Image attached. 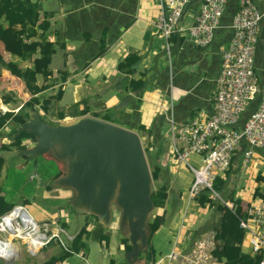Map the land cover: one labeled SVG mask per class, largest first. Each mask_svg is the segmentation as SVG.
Returning <instances> with one entry per match:
<instances>
[{
    "label": "crops",
    "instance_id": "crops-1",
    "mask_svg": "<svg viewBox=\"0 0 264 264\" xmlns=\"http://www.w3.org/2000/svg\"><path fill=\"white\" fill-rule=\"evenodd\" d=\"M24 1L38 4V23L44 20L46 14L49 15L50 22L45 32L43 49L40 48L37 54L42 58L45 70L50 72V77H38L37 85L46 86L47 89L36 95V98L52 99L59 91L61 92V99L53 101L50 105V113H44L40 107H36L35 111L40 112L42 119L47 118L54 125L56 122H75L83 117L79 116L78 112L86 107L89 111L84 116H91L138 134L141 142L149 143L151 151L156 152L154 163L159 164L161 168L160 185L166 187L164 208L154 209L153 206L149 216L150 223L152 216L164 214L161 226L157 228L149 226V234L150 230L152 231L151 239L155 237L157 230L166 227L165 231L167 229L174 232L175 239L180 240L179 236L184 226V237L180 241L183 245L191 244L190 240H184L188 235L192 241L209 240L213 243L210 255L220 264H224V261L213 255L217 246L215 232L219 229L222 208L219 205L212 209L201 207L195 198L193 201L197 207L202 211H208L210 215L196 233L189 231L190 227L185 222L189 213H194V209L184 207V203L190 200L188 194L194 181V173L187 164L177 160V154L188 144V131L193 127V122L204 121L212 113L221 52L227 48L231 38V30L228 27L232 15L230 20L222 19V28L216 31L213 42L207 47L195 45L184 33L170 35L169 62L165 55L166 40L153 26L159 13L158 0ZM238 1L227 0V7L233 6L235 11ZM252 1L257 8L264 9V0ZM199 3V0L190 1L184 9L179 27H188L193 23L199 10ZM261 27L260 49L264 47V19ZM16 28L19 29V25ZM39 37L40 31L34 40H39ZM0 53L5 60L11 59L2 44ZM121 63L124 67L122 71ZM20 66H30V63H22ZM66 91L71 100L70 104L58 106L63 101ZM10 92L15 94L17 102L5 104L1 101L8 109L6 113H11L12 116L21 114L27 119L34 109L28 112L23 111L22 107L31 96L24 93V85L19 79L1 68L0 95ZM258 101V98L253 100L246 108L240 117L238 128H241L251 116ZM73 104L79 105L77 108H71ZM107 118H118L122 125L113 119L106 121ZM14 128L19 130L20 124H14L12 118L5 119L4 114L0 112L1 160L4 152L19 151L22 157V153L32 146L27 139L21 142V145L25 146L24 151L10 148ZM140 128H145L146 133L140 131ZM147 131L150 135H147ZM17 133L14 136H18ZM7 145H10L9 149L1 151V147ZM246 150L247 144L241 141L234 151L230 166L216 176L224 179L227 173L226 182L218 192L221 199L225 200L223 203L229 204L226 208L243 220H247L248 208L259 202L264 203V180L260 174L250 173L249 169L253 167L252 160L249 168L243 166V152ZM253 151L264 157V152L257 149ZM204 155L190 154L187 161L192 168L199 169ZM58 164L57 173H64L63 165L59 162ZM154 188L152 181L151 192ZM53 192L63 194L59 187L53 189ZM72 197L73 192L71 196L69 195L68 202ZM77 214L83 220L82 225L89 222L90 238L98 240L102 249L110 245L114 236L116 253H124V245H121L120 241L126 238L125 235L119 236L115 230H104L107 228H103L97 220L87 217L83 212L77 211ZM179 214L180 220L177 221ZM58 227L61 228L60 225ZM239 229L243 231L242 254L255 256L251 252L246 232ZM101 234L109 237L107 243L100 240ZM73 237H69V240ZM172 242L169 241V248ZM46 252H49L47 258L57 253L50 250ZM156 253L157 258L153 264L164 257L157 250ZM119 263L111 261V264Z\"/></svg>",
    "mask_w": 264,
    "mask_h": 264
},
{
    "label": "built area",
    "instance_id": "built-area-1",
    "mask_svg": "<svg viewBox=\"0 0 264 264\" xmlns=\"http://www.w3.org/2000/svg\"><path fill=\"white\" fill-rule=\"evenodd\" d=\"M190 1L158 0L159 13L153 26L166 40L165 55L169 62L170 35L184 33L195 45L207 47L213 42L216 31L222 28L221 20L227 8V0H201L193 23L188 27H179L184 9ZM263 19L264 9L257 8L252 0L238 1L237 9L228 27L231 30V38L227 48L221 52L212 113L204 121L193 122V127L188 131V144L177 154V160L187 164L194 173V181L188 194L190 200H194L204 190L211 192L213 198H219L212 189L213 180L218 173L230 166L234 151L241 141L247 144V150L243 152L245 168L251 165L254 149L264 152V77L263 92L257 109L241 128H237L241 115L259 91L256 68L259 56L261 62L264 60V47L260 49ZM0 101H2L1 97ZM15 111L17 110H12ZM0 112L5 114L8 109L0 108ZM203 153L205 155L202 166L199 169L192 168L187 161L189 155ZM35 178L34 174L30 180ZM262 179L264 180V174ZM224 204L229 206L228 203ZM16 209L24 211L33 220L21 206H15L9 213ZM17 220L22 224L20 217ZM34 223L36 224L35 221ZM36 226L42 238L36 250L27 248L30 255H37L51 241L56 240L62 244L61 229L50 232L48 228L42 230L37 224ZM239 228L246 232L252 254H264V203L259 202L248 208L247 220L240 218ZM184 240H190L191 244L183 245L180 240L174 239L169 253L155 264H220L210 255L213 249L211 241H192L189 235Z\"/></svg>",
    "mask_w": 264,
    "mask_h": 264
},
{
    "label": "water",
    "instance_id": "water-1",
    "mask_svg": "<svg viewBox=\"0 0 264 264\" xmlns=\"http://www.w3.org/2000/svg\"><path fill=\"white\" fill-rule=\"evenodd\" d=\"M21 133L32 136L22 158L48 154L63 165L54 184L73 192L68 202L72 209L95 217L103 228L117 214L130 245L123 264H134L149 248L153 211L152 177L138 134L91 116L49 125L35 110L20 124L17 135Z\"/></svg>",
    "mask_w": 264,
    "mask_h": 264
},
{
    "label": "trees",
    "instance_id": "trees-1",
    "mask_svg": "<svg viewBox=\"0 0 264 264\" xmlns=\"http://www.w3.org/2000/svg\"><path fill=\"white\" fill-rule=\"evenodd\" d=\"M234 12L235 11L233 6L227 7L222 19H225L226 21L230 20V17L231 15L233 16ZM38 16L39 14L37 3L27 2L24 0H0V44L3 45L4 51L11 58L10 60H5L0 53V67L6 70L12 77L19 79L24 85V93H28L31 96V98L23 104V111L27 110L29 112L33 109L36 110V107H40V110H42L44 113H48L50 111V105L52 104V102L59 101L61 99V92L59 91L56 97L52 99L36 98V95L41 93L44 89H47L46 86L40 87L37 85L38 77H50V72L45 70V68L43 67L42 58L37 56L38 50L40 48L43 49V43H45V32L48 30L50 23L48 21L49 15L46 14L44 20L40 23H38ZM223 20H221V24L223 23ZM17 25H19V29L16 28ZM38 31H40L41 37H39V40H34L37 37ZM260 57L261 56H259V58L257 59L256 68V75L259 79V91L254 98V101L257 98L259 101L255 110L257 109L261 100V91L263 92L262 82L264 77V60H262V62L260 63ZM22 63H30V66L21 67L20 64ZM120 66L121 71L124 70L122 63ZM0 97L2 102L5 104L17 102V98L15 94H13V92L2 94L0 95ZM78 105L79 104H73L71 108H77ZM88 111V108L84 107L78 112V115L84 116L88 113ZM27 114L25 115L27 116ZM62 117L63 116H61L60 119H62ZM4 118H12L14 124H23L26 121L25 116L21 114L12 116L11 113H6L4 114ZM106 121H111V119L107 118ZM139 130L143 133H146L145 128H140ZM17 131L18 130L14 128L11 133L13 137V140L10 144L11 146H2L1 151H7L9 149V146L10 148H16L21 151L25 149V146L21 145V142L27 139H31L32 136L28 135L27 133H21L19 136H14ZM147 135H150L148 131ZM142 146L144 154L146 155V159L148 161L152 181L155 186V188L151 192V200L154 209H162L165 205L166 187L164 185H160L161 168L159 164L154 163V155L156 152L153 153L151 151V145L149 143H142ZM1 161L2 160L0 159V164L2 163ZM62 174V172H58L57 174H55V176L53 177V181L61 177ZM226 179L227 173L225 174L224 179L218 176L213 180L212 189L218 194L219 198H213L212 193L206 190L202 191L200 195L196 197V201L201 207L212 209L215 205H219V207L222 208L221 211L223 213L220 217L219 229L215 232V240L217 242V246L216 250H214L213 252V255L218 260L224 261V264H261V262L264 260L263 253L254 254L255 256L252 257L248 254H242L241 252V243L243 239V231L239 229V219L241 217L237 214H233L228 208H226L227 206L223 203V201L225 200L221 199V195L219 193L222 190ZM206 194L210 195L211 198ZM15 206L17 205L6 201L5 197L1 195L0 187V217L7 215ZM20 206L25 209L24 206ZM237 206L238 202L236 204V208ZM236 216H238V218ZM90 217L96 220L95 217ZM163 219L164 214H156L152 216L149 226L157 228L162 225ZM60 226V229L65 232L67 224L65 222H62ZM90 236L91 232L89 230V222H85L80 227V230L73 237V239L69 240L67 245L63 243L60 244V242L56 240L51 241L49 245L55 242L59 243V250L56 255L50 256L40 264L62 263L66 258L70 257L73 254H77L84 248H86V241L89 240ZM151 237L152 231L150 230V234L148 235L149 248L146 251L142 252L138 256V258L134 260V264H137V262L141 260H143L145 264H153L156 261L157 253L153 246L150 244ZM108 239L109 237L106 234L100 235V240L104 241V243H107L109 241ZM120 244L124 245V253L130 250V245L128 244L127 238H122ZM0 264L4 263L0 260Z\"/></svg>",
    "mask_w": 264,
    "mask_h": 264
},
{
    "label": "rangeland",
    "instance_id": "rangeland-1",
    "mask_svg": "<svg viewBox=\"0 0 264 264\" xmlns=\"http://www.w3.org/2000/svg\"><path fill=\"white\" fill-rule=\"evenodd\" d=\"M13 84L14 82H12L11 85ZM70 101L66 91L63 101L60 102L58 106L64 107L70 104ZM111 119L122 125V121H119L118 118ZM43 121L52 125L47 118L43 117ZM2 155L3 160L0 164V187L6 201L17 206H24L42 230L48 228L51 232L55 229H60L58 226L61 225L62 222H66V231L60 233V240L63 244L67 245L69 237H73L78 233L77 231H79L78 229H80L83 220L78 217L77 210L72 209L68 204V197L72 195L70 190L61 188L63 194L53 192V189L56 190V188H58L53 181V177L58 171V162L48 154L30 157L28 159L22 158L21 152L19 151L17 153L4 152ZM263 160L264 157L253 151V167L249 169L250 173L260 174L262 178L264 173ZM196 168H198V166H196ZM34 174L36 178L30 180V177ZM184 207L194 209V213H189L185 223L190 227L189 231L196 233L198 228L207 221L210 213L200 210L193 200H187L184 203ZM90 218L92 219V217ZM179 220L180 214L177 215V221ZM19 224H21L20 220ZM45 225L47 226L45 227ZM165 228L166 227L157 230L155 232V237L151 239V245L156 248L158 252H161L164 257L169 253L171 248V246L169 248V241H173L176 238L173 236L174 232H169L170 230L167 229L165 231ZM104 230H115L119 236H124L119 230V222L116 213L114 216L112 215L110 226ZM182 230L179 236L180 241L183 240L184 237V226ZM6 238L7 233L0 235V240ZM113 238L114 236H112L110 245L102 249L101 243L94 237H91L86 241V249L83 252L81 251L71 255L60 264H111V261L123 264L125 262V253H116V242ZM13 241L14 246L18 248V253L16 254V257H18L12 259L0 258L3 260L1 261L4 264H40L49 256V252H46L47 250L52 252H58L59 250V243L55 242L39 251L37 255L32 256L29 254L26 244L19 239ZM137 264L145 263L144 261H139Z\"/></svg>",
    "mask_w": 264,
    "mask_h": 264
},
{
    "label": "bare ground",
    "instance_id": "bare-ground-1",
    "mask_svg": "<svg viewBox=\"0 0 264 264\" xmlns=\"http://www.w3.org/2000/svg\"><path fill=\"white\" fill-rule=\"evenodd\" d=\"M0 108L6 109L7 107L0 101ZM19 217L22 225L18 223ZM5 233H7V238L0 240V258L12 259L16 257L18 248L14 246L13 240L15 239H19L32 250H36L40 246L42 235L38 233L36 224L24 211L19 209L0 219V235Z\"/></svg>",
    "mask_w": 264,
    "mask_h": 264
},
{
    "label": "clouds",
    "instance_id": "clouds-1",
    "mask_svg": "<svg viewBox=\"0 0 264 264\" xmlns=\"http://www.w3.org/2000/svg\"><path fill=\"white\" fill-rule=\"evenodd\" d=\"M1 260V259H0ZM3 261V260H2Z\"/></svg>",
    "mask_w": 264,
    "mask_h": 264
}]
</instances>
